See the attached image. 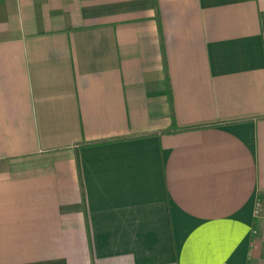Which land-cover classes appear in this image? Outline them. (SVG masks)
<instances>
[{
  "label": "crops",
  "instance_id": "crops-1",
  "mask_svg": "<svg viewBox=\"0 0 264 264\" xmlns=\"http://www.w3.org/2000/svg\"><path fill=\"white\" fill-rule=\"evenodd\" d=\"M0 264H264V0H0Z\"/></svg>",
  "mask_w": 264,
  "mask_h": 264
}]
</instances>
